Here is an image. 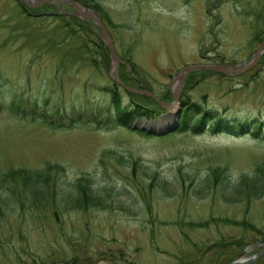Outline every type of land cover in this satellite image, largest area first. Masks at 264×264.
I'll return each instance as SVG.
<instances>
[{
  "label": "rangeland",
  "instance_id": "374dc122",
  "mask_svg": "<svg viewBox=\"0 0 264 264\" xmlns=\"http://www.w3.org/2000/svg\"><path fill=\"white\" fill-rule=\"evenodd\" d=\"M75 1L101 17L110 42L65 0L35 7L0 0V175L23 168L47 184L46 194L32 196L23 172L9 175L14 204L0 199V264H228L262 250L264 197L232 201L217 189L221 171L236 180L264 161V126L263 137L252 134L253 122L264 123V49L242 73L191 71L180 105L170 109L119 86L123 105L155 112L135 117L132 127L83 121L95 109L104 121L113 113V95L104 90L115 82L108 42L120 82L171 103L183 68L252 61L264 39V0ZM42 12L78 21L68 26ZM16 94L85 107L83 121L58 128L21 118L8 107ZM183 101L250 123L249 132L180 126ZM211 169L218 170L216 189L205 196L195 185ZM77 181L101 202L62 200ZM227 251L235 254L225 258ZM250 264H264V255Z\"/></svg>",
  "mask_w": 264,
  "mask_h": 264
},
{
  "label": "trees",
  "instance_id": "16d2710c",
  "mask_svg": "<svg viewBox=\"0 0 264 264\" xmlns=\"http://www.w3.org/2000/svg\"><path fill=\"white\" fill-rule=\"evenodd\" d=\"M25 11H27V7H23ZM30 13V11H27ZM43 13V12H42ZM41 13L36 14L37 16ZM42 16H53L56 19H63V21L69 26L70 22L78 21L77 17L70 15L69 13H43ZM41 16V15H40ZM73 29L71 30V34H73ZM125 75H120L122 81H124ZM119 85L115 82L112 85L105 86L104 90L110 93L113 100V113L108 118H104L100 120L98 117L99 111L95 109V112H91L92 118H86L83 121L82 115L84 114L86 108L85 107H73L71 110H67L65 108H60L58 103L55 101H48L46 99H41L39 97H34L33 99H28L20 94H16L11 99L8 104L9 109L15 115H19L21 118L30 117L32 120L40 119L43 120L49 126L52 127H70L79 122H91L92 124L97 125L98 127L103 126L104 124H109L112 126H128L130 125L135 117L145 116L152 117L155 112L141 108L139 104L133 106L132 104L123 105L121 102V97L119 94ZM134 95V94H132ZM185 107L182 111L180 117V126L181 123L183 127H193L194 132H203L206 129V126L212 133H220L224 132L230 134L232 136H241L244 133L249 132L250 123H235L234 121L228 120L221 114H217L218 112L207 111L206 109L201 107V103L196 101L186 102L183 101ZM161 111V110H160ZM158 111H156L157 113ZM153 113V115L151 114ZM56 120V121H55ZM208 122V123H207ZM253 126L255 130L252 134L255 137H263L260 135L261 128L264 126L263 122H253ZM218 170L211 169L210 172L202 179L200 182H197L195 186L197 187L198 193H203L205 196L211 195L213 190L216 189V185L214 183V178L212 177L214 173ZM23 172L25 174L24 186L25 189L32 196L36 195H44L47 191V184L42 182L40 176L37 171L28 170V169H16L9 170L8 172L0 175V199H3L7 196L5 203L14 204L13 195L8 193L6 190L7 179L9 175ZM37 172V173H36ZM220 184L218 185V196L232 201L245 202L247 200H257L264 197V161L259 164L258 167L249 175H244L242 177H238L236 180L230 179L224 171L220 172ZM213 178V179H212ZM81 182H75L74 187L68 188L63 192L62 190V200L67 199V202L74 207L76 206H84L86 202L93 203V205L97 202H101L102 197L98 195L90 186V184L85 183L83 186ZM5 196H1L4 195ZM239 242V240L237 241ZM231 251H227L225 258L232 256ZM233 260V259H232ZM230 260V262L232 261Z\"/></svg>",
  "mask_w": 264,
  "mask_h": 264
},
{
  "label": "water",
  "instance_id": "95a60500",
  "mask_svg": "<svg viewBox=\"0 0 264 264\" xmlns=\"http://www.w3.org/2000/svg\"><path fill=\"white\" fill-rule=\"evenodd\" d=\"M22 1H23V3H25L29 7H35V6L41 5L42 3H45V2L50 1V0H40L37 3L29 2V0H22ZM65 1L71 3L73 8L79 14L95 20L98 23V25L100 26V28L102 29L105 40L110 42V36H109L107 29L105 27V24L102 22V19L100 16H98V15L94 16V15H89V14L83 13L81 11V9L79 8V3L76 2L75 0H65ZM109 42L107 43V46H108L109 51H110V57L113 60H115V67H116L113 80L115 82H117L121 87H123L127 91H130V92L136 93V94H144V95L153 97L160 104V106L162 108H167V109H170V107L173 105L174 106L180 105V103H179V92H180L181 84L183 83L185 76L188 73H190L191 71L196 70V69H206V70H210V71H217V72L227 73V74L242 73V72L250 69L252 66H254V64L257 62V60L259 59V57L262 54L263 49H264V39H263L262 42L260 43V45L258 46L257 50L255 51L254 58L247 65L195 64V65H189V66L183 68L181 70V72L179 73L180 74V80H179V83L175 89V93L173 94V97H172L173 101L171 103H168V102H165V101L159 99L151 90L147 91V90L133 88V87H130V86L120 82V80L118 78V71H117V56L114 53V50H113V48ZM178 109H179V107H178ZM263 255H264V248L262 250H260L259 252L255 253L254 255H252L251 257L244 258V259H235L234 261H232L228 264H250L251 262L255 261L256 259H258L259 257H261ZM53 264H68V263L58 262V263H53Z\"/></svg>",
  "mask_w": 264,
  "mask_h": 264
},
{
  "label": "bare ground",
  "instance_id": "6f19581e",
  "mask_svg": "<svg viewBox=\"0 0 264 264\" xmlns=\"http://www.w3.org/2000/svg\"><path fill=\"white\" fill-rule=\"evenodd\" d=\"M29 2H30V0H29ZM79 8L81 9V11H82L83 13H86V14H90V13H92V12H90V11L84 9V8L81 7L80 5H79Z\"/></svg>",
  "mask_w": 264,
  "mask_h": 264
}]
</instances>
